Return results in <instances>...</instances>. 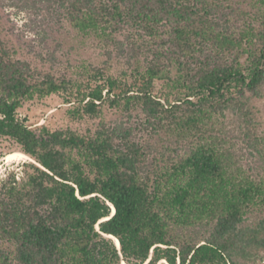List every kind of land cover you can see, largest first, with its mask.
Returning <instances> with one entry per match:
<instances>
[{
  "label": "trees",
  "instance_id": "obj_1",
  "mask_svg": "<svg viewBox=\"0 0 264 264\" xmlns=\"http://www.w3.org/2000/svg\"><path fill=\"white\" fill-rule=\"evenodd\" d=\"M33 3L99 53L57 69L20 56L0 28V145L31 160L0 178V264L254 261L264 137L250 102L264 96V0ZM50 96L62 124L19 118ZM104 110L139 119L107 126Z\"/></svg>",
  "mask_w": 264,
  "mask_h": 264
},
{
  "label": "rangeland",
  "instance_id": "obj_2",
  "mask_svg": "<svg viewBox=\"0 0 264 264\" xmlns=\"http://www.w3.org/2000/svg\"><path fill=\"white\" fill-rule=\"evenodd\" d=\"M58 13L56 8L34 4L33 0H0V28L20 56L33 61L42 58L46 65L57 69H62L67 63L74 65L80 60H98L99 52L92 46L93 41L74 32ZM250 104L254 112L257 134L264 137V96L252 99ZM64 110L65 106L61 104V100L57 96H50L26 103L18 112V116L27 125H40L46 120L57 125L63 123ZM138 119L134 115L129 117L122 111L104 110L103 114V121L107 126H130ZM224 122L229 131L235 135L239 134L242 124L237 114L227 111ZM97 124L94 123L93 128ZM141 138H145V135H141ZM7 148L5 144L0 145V178L9 171L20 175L22 164L31 161L20 152L5 153ZM256 162L257 157L248 154L243 158L246 166L256 165ZM257 216L261 215L251 213L246 223L257 220ZM114 242L119 246L116 240ZM247 264H264V251H260L256 259Z\"/></svg>",
  "mask_w": 264,
  "mask_h": 264
},
{
  "label": "bare ground",
  "instance_id": "obj_3",
  "mask_svg": "<svg viewBox=\"0 0 264 264\" xmlns=\"http://www.w3.org/2000/svg\"><path fill=\"white\" fill-rule=\"evenodd\" d=\"M118 243V242H117Z\"/></svg>",
  "mask_w": 264,
  "mask_h": 264
}]
</instances>
